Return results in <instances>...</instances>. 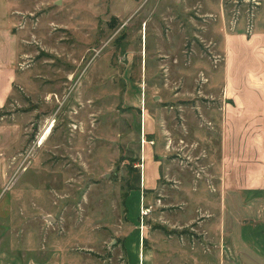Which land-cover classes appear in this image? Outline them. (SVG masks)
<instances>
[{
  "label": "rangeland",
  "instance_id": "obj_1",
  "mask_svg": "<svg viewBox=\"0 0 264 264\" xmlns=\"http://www.w3.org/2000/svg\"><path fill=\"white\" fill-rule=\"evenodd\" d=\"M254 31L264 0H0V48L18 52L0 109L17 125L13 152L0 151V207L11 204L0 252L24 242L9 227H44L73 264L214 260L222 207L208 120L219 104L208 85L221 38Z\"/></svg>",
  "mask_w": 264,
  "mask_h": 264
},
{
  "label": "crops",
  "instance_id": "obj_2",
  "mask_svg": "<svg viewBox=\"0 0 264 264\" xmlns=\"http://www.w3.org/2000/svg\"><path fill=\"white\" fill-rule=\"evenodd\" d=\"M220 53L221 66L217 72L212 71L213 78L208 85L210 89L215 88L214 92L210 91V100L219 104L208 121L218 130V160L209 163L215 196L222 207L221 227H215L219 229L216 235L220 241L216 247L220 253L217 252L214 260L204 257L199 264H264V32L225 34L221 38ZM16 56L18 52L13 44L0 48V109L8 105L16 83ZM213 67L216 68V61ZM9 117L0 120V151L4 153L14 149L8 138L16 134L17 125L6 126L7 122H14V114ZM194 132L201 134L198 129ZM206 143L204 137L203 146ZM6 164L0 159V193ZM140 181V188L145 187L143 170ZM207 181L200 177L199 183ZM152 182H155L153 176ZM199 189L198 192H207L206 186L205 191L204 187ZM206 194L205 198H212ZM10 205L9 201L3 203L2 212ZM42 228L9 227L8 238L17 236L19 241L24 235V242L19 249L11 242L7 251L0 252V264H73L68 255L62 254L63 240L55 238L47 228L42 233Z\"/></svg>",
  "mask_w": 264,
  "mask_h": 264
},
{
  "label": "bare ground",
  "instance_id": "obj_3",
  "mask_svg": "<svg viewBox=\"0 0 264 264\" xmlns=\"http://www.w3.org/2000/svg\"><path fill=\"white\" fill-rule=\"evenodd\" d=\"M52 128H53V122L50 121L49 123H47L46 128L44 129V131L42 132L41 136L39 137L38 145H41L46 140V138L50 134Z\"/></svg>",
  "mask_w": 264,
  "mask_h": 264
}]
</instances>
